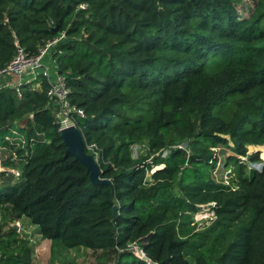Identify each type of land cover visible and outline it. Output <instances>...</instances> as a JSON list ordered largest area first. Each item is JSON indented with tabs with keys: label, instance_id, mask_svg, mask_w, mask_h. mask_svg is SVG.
Wrapping results in <instances>:
<instances>
[{
	"label": "trees",
	"instance_id": "1",
	"mask_svg": "<svg viewBox=\"0 0 264 264\" xmlns=\"http://www.w3.org/2000/svg\"><path fill=\"white\" fill-rule=\"evenodd\" d=\"M62 32L44 61L66 77L84 112L74 125L110 185L65 153L43 77L0 88V264H34L4 229L21 218L51 249L111 264H264V161L246 177L227 155L229 177H212L215 148L264 145V0H0V69L15 41L35 55Z\"/></svg>",
	"mask_w": 264,
	"mask_h": 264
},
{
	"label": "rangeland",
	"instance_id": "2",
	"mask_svg": "<svg viewBox=\"0 0 264 264\" xmlns=\"http://www.w3.org/2000/svg\"><path fill=\"white\" fill-rule=\"evenodd\" d=\"M47 67L50 70H54V64L49 59L47 61ZM41 78V75H38ZM18 78V77H16ZM185 147V145H181ZM147 145L145 142L136 143L131 147V154L134 159L145 155ZM217 153L219 163L215 167V170L212 172V177L217 182H224L229 173L226 171L223 162L227 155H235L238 157L239 161L246 167L245 176L250 177L253 171H259L262 167L264 161V145H249L246 147V153L242 156L233 154L230 149L225 146H219L214 149ZM250 157H257V160H251ZM4 168L0 167V171H3ZM4 206H0V218L4 214ZM207 214H210L207 212ZM204 216V215H202ZM210 223L209 219H203L200 224L203 227L208 226ZM10 227H14L16 233L20 238L24 239L30 249L32 250V260L34 264H51L55 261L57 264H111L112 256L107 253H101L100 251L87 250L84 248L72 249V250H62V249H51V244L49 241L44 240L40 237L37 232V228L32 226L30 222L21 218L13 222H7L4 226L5 230H8ZM202 227V226H201Z\"/></svg>",
	"mask_w": 264,
	"mask_h": 264
},
{
	"label": "built area",
	"instance_id": "3",
	"mask_svg": "<svg viewBox=\"0 0 264 264\" xmlns=\"http://www.w3.org/2000/svg\"><path fill=\"white\" fill-rule=\"evenodd\" d=\"M81 8H85V5H82ZM64 38L65 33L62 32L56 37L47 40L35 55H28L18 42L15 41L14 45L16 51L14 57L4 68L0 69V82L2 78L6 77H18L19 79L22 77H29L32 81L39 77L38 75H41L48 84L46 90L48 106L55 110L56 119L61 125V129L75 126L74 119L84 116L83 110L73 105L69 99L70 90L67 86L66 77L57 73L52 75L47 68L43 67V61L50 50ZM20 84L22 83L6 85L4 87L17 91ZM0 88H2L1 84ZM214 206V203L201 206V210L195 214L193 220L198 229L203 227V225L200 224L203 219L210 218V223L213 221L214 212L212 208ZM207 212L210 214H207ZM134 253L140 259H144L143 252L137 247H134Z\"/></svg>",
	"mask_w": 264,
	"mask_h": 264
},
{
	"label": "water",
	"instance_id": "4",
	"mask_svg": "<svg viewBox=\"0 0 264 264\" xmlns=\"http://www.w3.org/2000/svg\"><path fill=\"white\" fill-rule=\"evenodd\" d=\"M53 32L57 33V28H54ZM60 137L66 147L65 153L73 156L77 162L86 168L91 184L110 185V181L100 179V169L96 159L86 152L81 133L75 126L60 129ZM115 212L116 207H113V215Z\"/></svg>",
	"mask_w": 264,
	"mask_h": 264
},
{
	"label": "crops",
	"instance_id": "5",
	"mask_svg": "<svg viewBox=\"0 0 264 264\" xmlns=\"http://www.w3.org/2000/svg\"><path fill=\"white\" fill-rule=\"evenodd\" d=\"M48 61V60H47ZM47 61H43V67L47 68L50 72V74L54 75L56 73L55 70V66H54V70L52 67V70L49 69V67H47ZM31 79H29V77H22L21 79L16 78V77H6V78H2L1 79V87H4L6 85H11V84H19V83H25V82H30Z\"/></svg>",
	"mask_w": 264,
	"mask_h": 264
}]
</instances>
